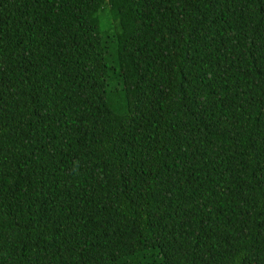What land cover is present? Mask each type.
<instances>
[{"label": "trees", "instance_id": "16d2710c", "mask_svg": "<svg viewBox=\"0 0 264 264\" xmlns=\"http://www.w3.org/2000/svg\"><path fill=\"white\" fill-rule=\"evenodd\" d=\"M0 264H264V0H0Z\"/></svg>", "mask_w": 264, "mask_h": 264}, {"label": "rangeland", "instance_id": "374dc122", "mask_svg": "<svg viewBox=\"0 0 264 264\" xmlns=\"http://www.w3.org/2000/svg\"><path fill=\"white\" fill-rule=\"evenodd\" d=\"M100 15H101V19H100V25L103 28V32L105 35V39L108 43V50L106 53V63L107 64H111V51H112V47H113V41H112V34L114 33V25L116 24L117 20H114V14L112 13L111 10H109L108 8L104 10V12L99 11Z\"/></svg>", "mask_w": 264, "mask_h": 264}]
</instances>
